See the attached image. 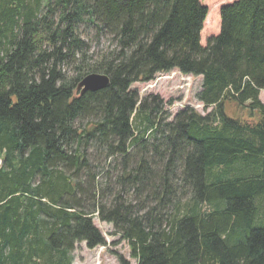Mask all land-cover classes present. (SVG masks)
I'll list each match as a JSON object with an SVG mask.
<instances>
[{
	"label": "trees",
	"instance_id": "16d2710c",
	"mask_svg": "<svg viewBox=\"0 0 264 264\" xmlns=\"http://www.w3.org/2000/svg\"><path fill=\"white\" fill-rule=\"evenodd\" d=\"M207 16L201 0H0V264H72L107 245L95 218L137 264H264V0L224 6L203 47ZM173 71L202 78L210 113L165 122L131 90ZM93 73L110 86L82 95Z\"/></svg>",
	"mask_w": 264,
	"mask_h": 264
},
{
	"label": "rangeland",
	"instance_id": "374dc122",
	"mask_svg": "<svg viewBox=\"0 0 264 264\" xmlns=\"http://www.w3.org/2000/svg\"><path fill=\"white\" fill-rule=\"evenodd\" d=\"M236 0H201V4L208 9V16L203 24L201 32V45L206 47L210 38L217 37L221 31V9L224 6L231 5ZM219 7V10L217 8ZM82 38L89 43L93 50L97 47L108 45L107 39H97L96 31L90 27H84L81 30ZM67 68H64L66 72ZM72 76V72H68ZM132 91L139 94L140 100L152 108L159 111L158 118L165 122H171L173 118L182 110L192 108L205 116L212 109L205 110L203 105L197 101V95L202 90V78L186 76L178 71H173L170 74H160L154 81L149 83H137L131 87ZM260 100L264 104V90L260 93ZM233 116H244L247 114L239 112ZM119 168L116 174L121 172ZM146 195V194H144ZM150 202V201H149ZM203 211H209L210 208L206 205L201 208ZM257 220H260L257 219ZM95 226L104 236L107 245L88 249L85 243L78 244L72 254V264H120L119 259L123 257L130 261L131 264H137L130 256V249L118 234H115V229L112 224L102 222L98 218L94 220Z\"/></svg>",
	"mask_w": 264,
	"mask_h": 264
},
{
	"label": "water",
	"instance_id": "95a60500",
	"mask_svg": "<svg viewBox=\"0 0 264 264\" xmlns=\"http://www.w3.org/2000/svg\"><path fill=\"white\" fill-rule=\"evenodd\" d=\"M109 86L110 78L107 75L93 73L83 78L78 89L83 95L87 92H97L107 89Z\"/></svg>",
	"mask_w": 264,
	"mask_h": 264
}]
</instances>
